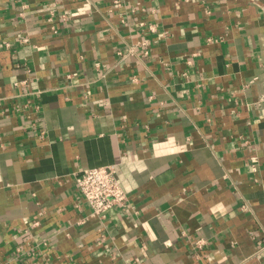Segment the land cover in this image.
Masks as SVG:
<instances>
[{
	"label": "crops",
	"instance_id": "crops-1",
	"mask_svg": "<svg viewBox=\"0 0 264 264\" xmlns=\"http://www.w3.org/2000/svg\"><path fill=\"white\" fill-rule=\"evenodd\" d=\"M263 90L264 0H0V264H264Z\"/></svg>",
	"mask_w": 264,
	"mask_h": 264
},
{
	"label": "built area",
	"instance_id": "built-area-1",
	"mask_svg": "<svg viewBox=\"0 0 264 264\" xmlns=\"http://www.w3.org/2000/svg\"><path fill=\"white\" fill-rule=\"evenodd\" d=\"M119 2V0H115ZM61 19L67 20L69 15L66 13L61 14ZM56 19L55 12H51L47 21L54 23ZM52 29L57 32V28L52 24ZM21 43L29 41L28 36H22L19 38ZM7 46H11L9 41L6 42ZM129 53L118 51L119 58H125ZM261 99L264 100V90L261 93ZM77 187L80 195L87 202L89 208L94 216H98L101 219L107 217L108 211L115 205L126 204L128 201V194L121 186L118 177L117 170L114 164H105L99 166H93L79 171L75 175ZM39 220H34L30 223V227L25 228L26 232L30 231V228L39 225ZM44 245H48V242H44ZM207 244L205 238H198L195 246L197 248H203Z\"/></svg>",
	"mask_w": 264,
	"mask_h": 264
}]
</instances>
